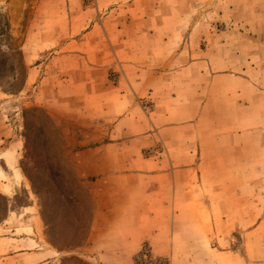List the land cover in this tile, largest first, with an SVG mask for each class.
I'll use <instances>...</instances> for the list:
<instances>
[{
	"label": "crops",
	"instance_id": "1",
	"mask_svg": "<svg viewBox=\"0 0 264 264\" xmlns=\"http://www.w3.org/2000/svg\"><path fill=\"white\" fill-rule=\"evenodd\" d=\"M2 1L35 101L87 123L73 163L96 214L76 252L91 264H136L144 246L166 264H251L248 235L222 227L239 217L219 210L254 202L264 22L243 32L224 0Z\"/></svg>",
	"mask_w": 264,
	"mask_h": 264
},
{
	"label": "rangeland",
	"instance_id": "2",
	"mask_svg": "<svg viewBox=\"0 0 264 264\" xmlns=\"http://www.w3.org/2000/svg\"><path fill=\"white\" fill-rule=\"evenodd\" d=\"M220 3L223 14L239 17L243 32L263 26L264 12L254 10L260 0ZM6 6L0 0V264H91L76 250L91 232L96 203L89 180L73 163L75 152L84 147L78 140L86 135L87 123L35 101L38 82L26 79L28 66L20 42L9 34ZM211 7L212 2L204 10ZM226 24L231 22L219 28ZM255 67L261 71L263 64ZM257 84L263 88L264 81ZM262 152L257 146L259 157L250 163L256 171V193L249 194L254 202L249 208L219 210L224 218L239 217V225L222 227L248 235L245 241L241 237L239 253L249 249L251 264H264Z\"/></svg>",
	"mask_w": 264,
	"mask_h": 264
},
{
	"label": "built area",
	"instance_id": "3",
	"mask_svg": "<svg viewBox=\"0 0 264 264\" xmlns=\"http://www.w3.org/2000/svg\"><path fill=\"white\" fill-rule=\"evenodd\" d=\"M136 264H166L165 260L152 255L148 246H144L135 259Z\"/></svg>",
	"mask_w": 264,
	"mask_h": 264
}]
</instances>
